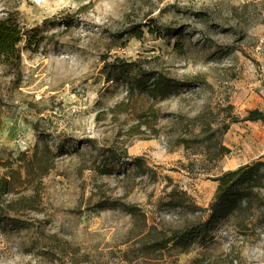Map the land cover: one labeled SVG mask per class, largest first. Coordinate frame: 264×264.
Returning <instances> with one entry per match:
<instances>
[{
    "label": "rangeland",
    "instance_id": "374dc122",
    "mask_svg": "<svg viewBox=\"0 0 264 264\" xmlns=\"http://www.w3.org/2000/svg\"><path fill=\"white\" fill-rule=\"evenodd\" d=\"M10 13L43 41L22 50L19 72L0 65V176L4 163L37 143L58 157L37 209L0 229V264H264L256 210L221 220L187 252L143 251L141 243L156 230L205 220L213 177L264 161V121L220 129L229 105L240 118L264 111V0H0V19ZM149 19L177 31L125 34ZM104 57L203 83L161 101L130 95L125 82L105 79ZM220 147L228 152L217 159ZM108 149L127 156L112 161ZM105 199L138 207L144 225L119 208L94 207Z\"/></svg>",
    "mask_w": 264,
    "mask_h": 264
},
{
    "label": "trees",
    "instance_id": "16d2710c",
    "mask_svg": "<svg viewBox=\"0 0 264 264\" xmlns=\"http://www.w3.org/2000/svg\"><path fill=\"white\" fill-rule=\"evenodd\" d=\"M65 28L73 26L74 21L70 16L60 18ZM44 24H49L48 20ZM148 27L150 33L156 36L170 35L177 29L159 24L154 19H149L144 25H133L126 31L129 37L141 38L144 34L143 28ZM43 41L38 29L28 31L21 25L18 18L13 14H8L0 19V65L5 67L9 73H17L21 67V52L23 49L36 51ZM24 43V47L20 46ZM101 73L107 81L121 80L126 83L130 95L137 93L147 94L153 101L164 100L169 94L177 89L190 84H202L196 77L189 81H181L169 76L167 73L147 69L139 61H127L115 58L107 61L103 59ZM231 106H228V121L220 126L221 133H225L230 124L238 122L264 121V111L260 109H250L243 117H238L231 113ZM144 116V115H142ZM152 119L156 115H151ZM203 128L209 127V121L202 114L197 115ZM152 122V121H151ZM149 124V121H148ZM205 131L211 132V129ZM214 138V137H213ZM208 138V141H215ZM217 142L213 144L216 145ZM59 148V145H58ZM228 149L220 147L219 153L215 156L221 158ZM118 155L115 150L108 149L106 157L112 161H119L125 155ZM58 157V152L48 145L34 146L32 152L19 153L11 161L4 163V173L0 176V229L16 228L20 224L18 214L26 211H34L40 204L42 191V178L53 168L54 161ZM141 167L139 159L135 161ZM112 169L106 164L102 165L101 173L107 174ZM217 183L213 199L207 208L208 216L205 220H198L180 229L156 230L154 234H149V240L141 241L143 251H157L167 248L178 249L179 252H187L194 242L206 240L217 224L235 212L258 211V220L264 223V161L260 159L242 164L235 169L222 171L213 177ZM31 190L30 195L23 192ZM9 195H13L7 199ZM15 195V196H14ZM98 209L119 208L132 215L138 224L144 225V214L134 206L120 201L100 200L94 205ZM56 258V257H55Z\"/></svg>",
    "mask_w": 264,
    "mask_h": 264
}]
</instances>
